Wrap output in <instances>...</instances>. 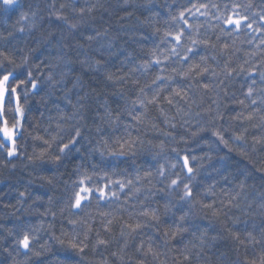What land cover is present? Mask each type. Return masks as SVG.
I'll list each match as a JSON object with an SVG mask.
<instances>
[{
    "label": "trees",
    "instance_id": "16d2710c",
    "mask_svg": "<svg viewBox=\"0 0 264 264\" xmlns=\"http://www.w3.org/2000/svg\"><path fill=\"white\" fill-rule=\"evenodd\" d=\"M248 4L252 7L246 9ZM235 5L255 21L253 28L261 26L253 13L264 12V0H20L7 22L0 20V52L16 62H4L0 73L14 69L12 86L28 81L31 73L37 85H21L17 91L23 117L16 116V98L6 96L0 118L9 126L21 121L17 154L8 157L0 149V264H245V256H254L259 264L261 245L245 246L229 235L231 229L241 239L248 231L258 236L264 225L257 209L264 193V144L252 151L253 137L264 136V127L258 118L233 119L237 113L246 116L253 108H264L259 102L264 97V32L246 26L237 32L226 25ZM22 12L29 20L17 23ZM56 14L67 21L57 20ZM33 21L36 27L30 28ZM19 27L25 31H17ZM180 31L184 36L177 44L172 36ZM191 39L198 43L192 45ZM188 47L194 51L187 53ZM185 54L187 61L182 59ZM157 59L160 64L151 63ZM190 65L208 71L189 73ZM158 75L165 79L157 80ZM250 85L257 105L245 98ZM154 96L155 103L148 104ZM136 115L141 116L139 123L133 119ZM76 128L81 131L78 143L61 154L59 146ZM241 133L245 140L236 141ZM241 149L248 156H242ZM57 155L59 162L53 159ZM184 156L194 169L190 182ZM177 173L179 188L169 191L167 185ZM184 183L193 190L192 204L179 199ZM80 187L93 191L85 193L89 199L75 209L71 203ZM100 189L106 194L103 199ZM153 209L159 222L142 215ZM217 210L221 214L213 216ZM185 213L188 231L166 238L164 232L174 230ZM137 223L143 226L133 232ZM22 230L36 237L31 247L40 255L25 254L19 247ZM97 233L109 241L107 247L96 245ZM81 241L87 244L84 253L69 247ZM141 245L143 251L138 252ZM150 246L156 256L143 254ZM185 246L191 250L188 261L181 251Z\"/></svg>",
    "mask_w": 264,
    "mask_h": 264
},
{
    "label": "snow or ice",
    "instance_id": "6c2138e0",
    "mask_svg": "<svg viewBox=\"0 0 264 264\" xmlns=\"http://www.w3.org/2000/svg\"><path fill=\"white\" fill-rule=\"evenodd\" d=\"M19 7H20V0H0V20L7 22V20L17 11V9ZM63 7H65V5H61V8H63ZM193 7L195 8L196 6L193 5ZM201 7H206V5H201ZM239 7H241V6L235 5L233 7V15L228 16L227 19L224 21V23L226 25L233 26L234 30L237 32L241 31L244 26H246L248 29H252L255 32H264V12L253 13L254 16L259 15L260 21H261L260 27L253 28V24L255 23V21L251 20L248 15L242 14L241 12L237 11V9ZM244 7L247 9V8H251L252 5L248 4ZM80 11L83 12V9H81ZM188 11H191V10L189 9ZM33 16H35V13H33ZM179 18L181 20L184 19V12L183 11L180 12ZM56 19L57 20L63 19V20H65V22L67 21V17H63L60 14H56ZM173 19H176V17H173ZM217 19H220V17H217ZM27 20H29L28 13L22 12L19 16V20L17 21V23H20V21H27ZM29 27L35 28L36 27L35 22L33 21L32 23H30ZM68 27L75 29L76 25L75 24H69ZM16 30L23 33L25 31V28L19 27ZM11 35H12V33L9 32V36H11ZM97 35H99V33ZM183 36H184L183 31H180L176 35L172 36V39H174L177 42V44H179L181 42V38ZM87 39L91 41L94 39V37L88 36ZM218 39H219V37H218ZM191 43H192V45H195L198 43V41L196 39H191ZM205 43H207V42L205 41ZM260 43L264 44V40H261ZM224 47L227 48L228 45H224ZM171 51L173 54H177V55L179 54L178 50L175 47H173L171 49ZM193 51H194V49L192 47H188L186 49L187 53H191ZM0 57H3V61H0V67H3L4 62H6L9 65H15V63H16L15 60L11 56H9L3 52H0ZM182 59L187 61L190 59V57L187 54H185L182 56ZM201 59L204 60L205 58L201 57ZM24 62H26V58H25ZM81 63L84 64V63H86V61L82 60ZM96 63H97V65H99L100 62L97 61ZM151 63L160 64L161 61L159 59H157V60L152 61ZM16 66L19 67V65H16ZM147 67H148V65L144 66L145 70H147ZM226 67H227V65H226ZM193 69L198 70L196 73L197 75H203L204 73H206L208 71V69L206 67L201 68L200 65H190L189 66V73L192 72ZM161 71H163V69ZM241 71H244V69L241 68ZM184 75H187V73H185ZM228 75H231V73L229 72ZM253 75H254V73L249 71V76H253ZM12 78H14V69H7L3 73H0V118H2L4 115L3 106H4V101H5L6 96L16 98V108H15L16 116L17 117H23L24 109L20 105L19 97L17 95V91L21 85H24L25 87H27L28 83H31L32 89H36V87H37L36 83L31 80V73H29V80L28 81L21 79L19 81V83L16 84L15 86H12V84L10 82ZM260 78H261V81H264V72L260 73ZM49 79H51V76L49 77ZM108 79L111 80L112 77L108 76ZM156 79L157 80L165 79V77L158 75L156 77ZM153 83H155V81H153ZM252 83L255 84L256 81L253 80ZM201 86L205 89L209 88V85H207V84H203ZM173 91H174V94L176 96H181V92L179 90L174 89ZM253 91L254 90L250 85L248 88V91L245 93V98L251 100V105H257L258 101H257V99L253 98ZM261 92H264V87L261 88ZM25 95H27V93H25ZM185 95H186V93H185ZM181 98H183V97H181ZM165 99H167L169 104H173V101L171 99H169L167 97ZM155 101H156V97L154 96L152 99L147 100V103L152 104V103H155ZM259 102L261 105H264V97H261ZM132 103H133V105H135L136 101H133ZM144 103L145 102L143 100H141L140 106L143 107ZM238 103L245 108L249 107V105H247L245 103V100H240ZM257 113H259L258 116H257ZM109 115H110V113H109ZM241 117L243 120H248V121H252L253 119L258 118L260 121V126L264 127V108H253L252 111L249 112L246 116L242 112L237 113V116L234 117L233 119H238ZM133 119H135L137 121V123H139L141 121V116L136 115L133 117ZM113 123H115V121H113ZM20 127H21L20 119H16L15 122L11 126H9L7 119H3L2 123H0V136L3 137V141H0V149H4L7 152L8 157H13L17 154L16 133L19 131ZM244 131L246 132L247 129H244ZM214 135H217V137L221 140V142L223 144H225V146L228 145L229 142L227 140H225L223 138V136L220 135V133L217 132V133H214ZM80 136H81V131L79 128H76L75 134L70 135L68 138V141L59 146V152L61 154H65L66 151H71V149L73 147H75V145L78 143V138ZM53 139L55 140V137ZM234 139L236 141L243 142L245 140V137H244V134L241 133L240 135H236L234 137ZM253 141H254V143H253L252 151L255 152L256 151V147H255L256 145L264 144V136L253 137ZM45 143L48 144L49 147H51V142L45 141ZM121 148H123V145H121ZM76 150L79 151V149H76ZM121 154H123V152H121ZM241 155L242 156H248V152L245 149H241ZM43 156H44V153H41V158H43ZM53 159H54V161L59 162L61 157L59 155H57V156H54ZM182 159L184 161L183 168L187 170L188 180L190 182L191 179L193 178L192 174H193L194 169L191 166H189V158L187 156L182 157ZM192 159L194 160L195 157H192ZM172 167L175 168L176 165L173 164ZM258 170H260V169H258ZM160 175L164 176L163 167H161ZM180 180H181V177L177 173L176 178L172 179L170 184L167 185L169 191L175 192L179 188ZM49 182H51V181H49ZM84 182H85L84 179H81L79 181V184L83 185ZM121 187L123 188L124 185H121ZM239 187H240L241 191H243L244 181L240 182ZM92 191H93V189L90 187H80L79 190L74 193V201L71 203V207L75 208V209H80L82 207V202L89 199V197L87 195H85V193H91ZM20 195L24 196L25 193L21 192ZM105 195L106 194H105L104 190L100 189L99 190V198L103 199V198H105ZM112 195L115 196L116 194L113 193ZM239 195H240V193L236 194V196H239ZM236 196H232L231 199L234 201L236 199ZM192 197H193V190L190 187V183H184L183 188L180 191L179 199L181 201L192 204L193 203ZM196 203H200V201H196ZM201 206L204 208H211L212 207V205H210V204H202ZM235 206H238V205H235ZM247 207L251 208L252 204L249 203ZM164 208H165L166 212L170 211L167 204L164 205ZM257 209L260 212L261 216L264 217V193L260 194L259 201L257 204ZM221 211L222 210H217V211H214L212 214H213V216L218 217L221 214ZM223 214L227 215V213H223ZM142 215L149 217L153 221H157V222L160 221V215L158 214L157 210H155V209L151 210L150 212L146 210L142 213ZM187 215H188L187 213H185L184 215H181L179 217V221L181 223H177L174 230L170 227L169 230L164 232V236L166 238H169V239H175L177 234L187 232L188 229L183 226V222H184ZM73 223H75V222L73 221ZM108 223L110 224L111 221H109ZM142 226L143 225L137 223L132 228V231L135 232L137 229L141 228ZM105 231H108L107 227L105 228ZM22 232H23L22 236L17 238V243H18L19 247L24 250L25 254H27L28 252H33V249L31 247V243L33 240L36 239V237L32 236L27 231L22 230ZM122 235H124V233H122ZM204 235H205L204 233L201 234V241H200L201 245H203L205 243V241L203 239ZM229 235L231 236V238L234 241L238 242L239 244L245 245V246H247L248 244L261 245L259 264H264V225H262L260 227L258 236L254 233V231H248L246 234V238L241 239L240 233L232 231L231 229H229ZM97 237L98 238L96 240V245H103L105 247L108 246V244H109L108 240L99 238V233H97ZM87 239H88V236L85 235L84 240H87ZM215 239H216V237H213V240H215ZM60 243L63 244L64 242L61 240ZM126 243H127V241H125V246H126ZM96 245L93 246V251H95ZM69 247L79 251L80 253H84L85 249L87 248V244H84L83 241H81L79 243L71 242L69 244ZM137 251L138 252L143 251V245H141V247L138 248ZM181 251L184 253L183 259L185 261L190 260L191 250L188 249L187 246H185V248L181 249ZM237 251H238V249H237ZM149 253H151L153 256L157 255L151 246L147 249V252H144L143 254L147 255ZM17 254L18 255L20 254L19 251L17 252ZM33 255H40V253L33 252ZM112 255L115 256V255H117V253L113 252ZM101 264H108V262H107V260H102ZM139 264H143V261H140ZM245 264H257V260L254 256L250 260L247 256H245Z\"/></svg>",
    "mask_w": 264,
    "mask_h": 264
},
{
    "label": "rangeland",
    "instance_id": "374dc122",
    "mask_svg": "<svg viewBox=\"0 0 264 264\" xmlns=\"http://www.w3.org/2000/svg\"><path fill=\"white\" fill-rule=\"evenodd\" d=\"M3 138V137H2Z\"/></svg>",
    "mask_w": 264,
    "mask_h": 264
}]
</instances>
